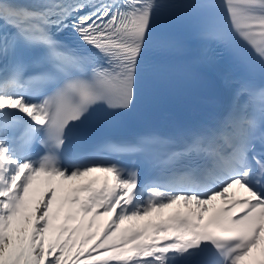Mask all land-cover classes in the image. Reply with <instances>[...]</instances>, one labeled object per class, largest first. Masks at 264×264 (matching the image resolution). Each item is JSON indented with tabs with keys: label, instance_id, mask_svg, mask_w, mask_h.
<instances>
[{
	"label": "snow or ice",
	"instance_id": "6c2138e0",
	"mask_svg": "<svg viewBox=\"0 0 264 264\" xmlns=\"http://www.w3.org/2000/svg\"><path fill=\"white\" fill-rule=\"evenodd\" d=\"M172 57L192 85L217 79L222 109L95 138ZM95 172L111 182L73 187L55 209L57 188L30 195L39 177ZM234 186L247 197L230 200ZM177 204L188 211L122 227ZM262 246L264 0H0V264H245Z\"/></svg>",
	"mask_w": 264,
	"mask_h": 264
},
{
	"label": "bare ground",
	"instance_id": "6f19581e",
	"mask_svg": "<svg viewBox=\"0 0 264 264\" xmlns=\"http://www.w3.org/2000/svg\"><path fill=\"white\" fill-rule=\"evenodd\" d=\"M110 180L111 177L109 176ZM40 181H42V188L44 190H47L49 188H57V198L60 200L62 196H66L68 192L70 191L71 188L77 187L81 184H85L88 182L96 181L98 185L103 184L104 177L96 178L95 174L89 175L85 181H79L74 180V181H64L61 180L59 177H39L37 178ZM111 182V181H110ZM63 186L64 191H61L60 188ZM244 192V189L240 188L239 186H234L233 188L229 189L228 196L229 195H234L236 193ZM38 197L34 195V200H37ZM57 199V200H58ZM216 201V200H215ZM213 201L208 205L209 211L205 213V220L210 216V207L212 204L215 202ZM183 204H177L173 205L172 208L170 209H165L161 213V218H158V220H166L170 215L174 214L176 212L177 208H183ZM191 207V206H190ZM153 222L157 221V219L152 220ZM264 247V246H262ZM264 260V252H262L260 249L254 250L252 256L245 262V264H259V261Z\"/></svg>",
	"mask_w": 264,
	"mask_h": 264
},
{
	"label": "rangeland",
	"instance_id": "374dc122",
	"mask_svg": "<svg viewBox=\"0 0 264 264\" xmlns=\"http://www.w3.org/2000/svg\"><path fill=\"white\" fill-rule=\"evenodd\" d=\"M67 182H69V181H67ZM42 181H40L39 179H36L34 182H33V185H32V187H31V189H30V195H31V197H32V199H33V201H35L34 200V195H36L37 197H38V199L43 195V193L45 192V191H47V190H44L43 188H42ZM58 199V198H57ZM59 206V199L56 201V202H54V205H53V207H54V209L55 208H57ZM69 208H70V206L68 205V204H65L64 206H63V208L61 209V214H60V219L59 220H57L56 221V223H58L59 224V226L60 225H62L63 223H64V216L67 214V212L69 211ZM161 217V213H153L152 214V216H150V217H146L144 220H142V221H133V222H126V224L125 225H123L122 227H137V226H141V225H143V224H145L147 221H149V220H153V219H155V218H160ZM108 218L107 217H102L99 221H98V223H100V224H103L106 220H107ZM69 226H74V224H69Z\"/></svg>",
	"mask_w": 264,
	"mask_h": 264
},
{
	"label": "trees",
	"instance_id": "16d2710c",
	"mask_svg": "<svg viewBox=\"0 0 264 264\" xmlns=\"http://www.w3.org/2000/svg\"><path fill=\"white\" fill-rule=\"evenodd\" d=\"M57 224V223H56ZM58 226V225H57Z\"/></svg>",
	"mask_w": 264,
	"mask_h": 264
}]
</instances>
